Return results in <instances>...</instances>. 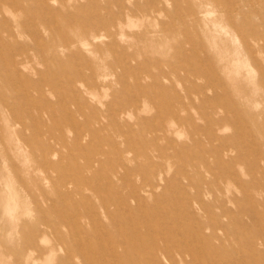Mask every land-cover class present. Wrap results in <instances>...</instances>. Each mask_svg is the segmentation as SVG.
<instances>
[{
	"label": "rangeland",
	"instance_id": "1",
	"mask_svg": "<svg viewBox=\"0 0 264 264\" xmlns=\"http://www.w3.org/2000/svg\"><path fill=\"white\" fill-rule=\"evenodd\" d=\"M0 264H264V0H0Z\"/></svg>",
	"mask_w": 264,
	"mask_h": 264
},
{
	"label": "bare ground",
	"instance_id": "2",
	"mask_svg": "<svg viewBox=\"0 0 264 264\" xmlns=\"http://www.w3.org/2000/svg\"><path fill=\"white\" fill-rule=\"evenodd\" d=\"M5 19V18H4ZM101 39V38H100ZM89 40V39H88ZM96 40V39H95ZM90 41H92L93 42V40H90ZM90 41H88V42H90ZM96 44V43H95ZM97 45V44H96ZM201 88V87H200ZM141 125V124H140ZM126 149V148H125ZM131 151V150H130ZM92 157V156H91ZM204 206V205H203ZM75 216V215H74ZM197 244V243H196Z\"/></svg>",
	"mask_w": 264,
	"mask_h": 264
}]
</instances>
